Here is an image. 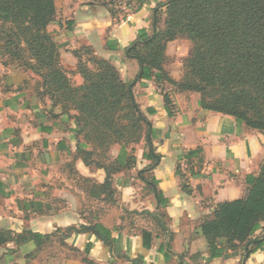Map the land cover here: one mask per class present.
Masks as SVG:
<instances>
[{
	"label": "crops",
	"instance_id": "0c3cea01",
	"mask_svg": "<svg viewBox=\"0 0 264 264\" xmlns=\"http://www.w3.org/2000/svg\"><path fill=\"white\" fill-rule=\"evenodd\" d=\"M167 2L57 0L48 26L66 69H76L73 52L85 45L134 81L157 162L145 156L144 134L134 146H113L107 167L88 165L75 112L41 95L35 72L0 56V231L13 235L0 245V264H264V221L249 257L247 245L231 247L227 238L217 240L215 254L201 231L220 203L252 186L264 134L203 108L198 92L135 81L141 66L129 50L140 31L158 29V14L164 26ZM177 44L168 43L169 57ZM168 63L177 79L181 69Z\"/></svg>",
	"mask_w": 264,
	"mask_h": 264
},
{
	"label": "trees",
	"instance_id": "16d2710c",
	"mask_svg": "<svg viewBox=\"0 0 264 264\" xmlns=\"http://www.w3.org/2000/svg\"><path fill=\"white\" fill-rule=\"evenodd\" d=\"M56 1L0 0V56L35 72L41 95L67 112L77 111V132L83 139L79 153L88 165L107 167L113 144L134 146L144 134L145 156L157 162L151 123L135 100L134 81H125L114 64L98 58L89 46L84 49L97 56L91 59L96 70L92 72L75 50L83 83L73 84L67 76L48 30L57 13ZM163 13L164 26H159L162 18L157 13L158 29L151 35L140 31L129 50L141 66L135 81L154 78L178 91L198 92L203 108L232 115L264 134V0H168ZM181 38L189 40L192 49L184 79L178 82L165 64L168 43ZM165 101L173 109L167 95ZM263 221L264 162L245 196L220 203L201 231L215 254L217 240L227 238L231 247L247 245L249 257L254 251L250 247L261 244L254 235ZM96 228L109 243L110 236L100 232L103 227ZM12 238L10 231H0V245Z\"/></svg>",
	"mask_w": 264,
	"mask_h": 264
},
{
	"label": "rangeland",
	"instance_id": "374dc122",
	"mask_svg": "<svg viewBox=\"0 0 264 264\" xmlns=\"http://www.w3.org/2000/svg\"><path fill=\"white\" fill-rule=\"evenodd\" d=\"M0 26H2V22L1 21H0ZM177 45L178 46L174 50L175 53H173L174 55H171V57L168 58L169 59L168 60L169 61L168 64L173 62V65L177 64L179 69H181V71L179 72V74L177 76V79H176V80H178V82H181L184 79V76L186 74L185 62H186V59L190 56L192 45H191L190 41L185 39V38L178 39V44ZM84 47H85V45H82V46L78 47L76 49V51H79L81 53L82 62L86 63L87 66L91 69V71L94 72L96 70V68H95L96 65L94 64V62L92 60L96 59L97 56H95L96 54L94 55V53L90 54V53L86 52ZM77 67H78V65L76 66V69H74V70L66 69V74H67L68 77L71 78L73 84H82L83 83V77L78 72L79 69H77ZM200 96H201V94H200ZM71 111H74L75 114L77 113V111L75 109H71ZM115 145L116 144H113L111 146V148L113 146H115Z\"/></svg>",
	"mask_w": 264,
	"mask_h": 264
},
{
	"label": "built area",
	"instance_id": "2783aa9c",
	"mask_svg": "<svg viewBox=\"0 0 264 264\" xmlns=\"http://www.w3.org/2000/svg\"><path fill=\"white\" fill-rule=\"evenodd\" d=\"M114 1L119 2L120 0H114Z\"/></svg>",
	"mask_w": 264,
	"mask_h": 264
}]
</instances>
